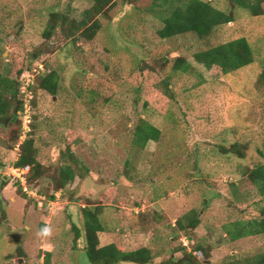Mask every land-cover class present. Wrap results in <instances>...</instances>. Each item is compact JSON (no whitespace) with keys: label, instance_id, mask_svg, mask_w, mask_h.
I'll return each mask as SVG.
<instances>
[{"label":"rangeland","instance_id":"374dc122","mask_svg":"<svg viewBox=\"0 0 264 264\" xmlns=\"http://www.w3.org/2000/svg\"><path fill=\"white\" fill-rule=\"evenodd\" d=\"M126 1L116 0L99 15L93 39L65 46L58 31L43 37L49 14L67 5L76 14L88 0H0V70L14 77L28 61L21 85L27 77L34 83L28 130L23 109L20 126H0V264H40L47 251L44 264H91L84 236L75 242L73 226L82 229L80 208L87 205L101 207L99 245L145 246L154 255L150 264L180 243L189 251L203 245L208 256L195 253L200 264L264 251V234L228 241L222 228L240 211L258 212V196L241 169L264 161V12L252 15L228 0H208L233 9L234 20L203 38L185 33L162 39L156 33L162 22L149 10L154 0ZM241 36L254 48L249 65L222 75L194 61V52ZM178 55L192 62L191 71L172 70ZM51 69L59 75L56 95L36 87ZM141 118L160 136L138 149L132 128ZM28 136L46 165L74 154L80 161L74 180L55 190L50 176L37 178L30 182L35 196L20 194L10 168ZM236 140L251 141L246 157L221 151L220 145ZM126 159L132 181L123 172ZM191 209L197 227L174 239L173 223Z\"/></svg>","mask_w":264,"mask_h":264},{"label":"trees","instance_id":"16d2710c","mask_svg":"<svg viewBox=\"0 0 264 264\" xmlns=\"http://www.w3.org/2000/svg\"><path fill=\"white\" fill-rule=\"evenodd\" d=\"M228 1L232 7L243 8L252 15H260L264 12V0ZM115 2L116 0H88L84 8L76 14L71 10L70 5H67L66 10L59 11V14L51 12L42 31L43 37L48 38L52 33L58 31L62 37L68 40V42H65L67 43L65 46L75 43L80 38L91 40L101 28L99 15L105 14L108 9L114 6ZM125 2L127 1L125 0ZM149 10L151 13H156L162 22L156 32L162 39L185 33H194L203 38L210 35L216 27L233 21L235 17L233 9H219L208 0H161L160 3L154 0ZM30 57L34 60L37 59L38 52H32ZM193 59L206 69L215 67L219 69L222 75H226L252 63L254 61V48L245 37L241 36L196 51L193 54ZM173 61L171 65L173 71L189 72L193 68L192 62L180 55L176 56ZM28 64L30 62L21 61L14 77L11 72L0 70V126L2 127L14 123H18V126H20L18 121L20 113L18 114V112L23 109V100L20 96V76L27 72L25 69L29 68ZM7 65H10V63L7 62ZM33 84L29 86L31 91ZM36 87L51 95H56L59 89L57 71L51 69L41 75ZM29 97L32 102V92ZM159 136V128L141 118L132 128L131 141L138 149H142L149 141H157ZM15 137H18V135L16 134ZM251 145V141L240 142L236 140L229 145H220V149L223 153H232L243 158L247 156V150ZM19 146L20 154L15 165H29L30 171L26 180V185L29 188L34 189L30 182L41 177L50 176L49 178L54 184L55 190L63 189L74 180L76 167L80 165V161L74 154L65 155L66 153H63L59 158L60 163L58 165H46L39 161L37 157V147L33 137H26L19 143ZM66 152H69V147ZM130 163V160L126 159L123 172L126 178L132 181ZM241 176L254 186L255 194L259 200L258 212L251 214L243 210L240 211L242 214L240 218L225 222L222 228L224 237L228 241L264 234V161L260 160L244 166L241 169ZM2 182H5L4 178H2ZM15 182L16 190L25 195L26 192L23 191L20 182L18 180H15ZM80 212L82 229L73 225L75 229L74 240L76 242L81 235L84 236V251L91 264H119L120 262L150 264L154 259L151 249L145 246L122 250L114 243L99 245L98 232L105 231L100 218V205H94L93 208L90 205L82 206ZM152 215L158 216L160 214L153 209ZM197 215L198 213L191 209L175 220L173 223V229L176 231L173 235L174 239H177L179 233L190 236V230L195 229L199 223ZM195 253H199L204 257L208 256V252L203 245L194 244L189 251L180 243L172 246L168 255L162 258L158 264H200ZM43 255L45 262L49 263L51 253L47 251ZM217 264H264V251L245 255L239 259L228 257Z\"/></svg>","mask_w":264,"mask_h":264},{"label":"built area","instance_id":"2783aa9c","mask_svg":"<svg viewBox=\"0 0 264 264\" xmlns=\"http://www.w3.org/2000/svg\"><path fill=\"white\" fill-rule=\"evenodd\" d=\"M26 74H29L28 72H25ZM32 83V79L30 77H27L26 79H22V85L20 87V91L23 93V111H24V117H25V122L23 123L24 125L22 126L25 130H28V119L30 115V108H31V103H30V90H28L30 84ZM11 176L14 180H18L20 184L22 185L23 191L26 192L28 195L35 196V189L29 188L26 185V180H27V175L29 174L30 167L29 165H22V166H16L13 165L11 168ZM44 255L41 254L40 256V264H44Z\"/></svg>","mask_w":264,"mask_h":264},{"label":"clouds","instance_id":"9594fccd","mask_svg":"<svg viewBox=\"0 0 264 264\" xmlns=\"http://www.w3.org/2000/svg\"><path fill=\"white\" fill-rule=\"evenodd\" d=\"M43 232H44V234H47L48 233V229H44Z\"/></svg>","mask_w":264,"mask_h":264},{"label":"water","instance_id":"95a60500","mask_svg":"<svg viewBox=\"0 0 264 264\" xmlns=\"http://www.w3.org/2000/svg\"><path fill=\"white\" fill-rule=\"evenodd\" d=\"M4 178H6V177H4ZM154 206H155L156 208H158V207H159V206H158V204H155Z\"/></svg>","mask_w":264,"mask_h":264}]
</instances>
